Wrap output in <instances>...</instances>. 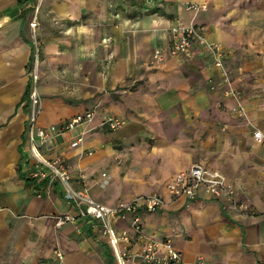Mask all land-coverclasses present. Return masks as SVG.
Returning <instances> with one entry per match:
<instances>
[{"label": "crops", "instance_id": "obj_1", "mask_svg": "<svg viewBox=\"0 0 264 264\" xmlns=\"http://www.w3.org/2000/svg\"><path fill=\"white\" fill-rule=\"evenodd\" d=\"M14 1L12 12V8H4L0 13V264L9 261L37 264L41 260L39 257L44 256H47L46 261L42 258L45 264H115L114 256L108 253L110 238L103 232L101 223L79 216L73 203L64 198L63 185L50 180L51 173L45 163L37 161L30 153L25 132L28 117L25 93L29 83L25 71L34 59V46L29 30L24 27V14L15 12L25 0ZM186 1H208L211 9L217 5L215 0H44L40 8V23L44 26L36 34L42 49V112L37 126L44 129L50 139L39 147V152L44 160L63 158L65 162L73 161L70 169L74 179L72 186L87 191L85 185L78 186L81 180H75L77 173L84 172L88 178L108 158L100 153L103 152L101 144L94 142L96 134L92 138L93 134L88 130L96 112L91 109L79 111L80 103L68 104L58 97V91L65 85V76L77 73L84 84L93 85L97 92H102L105 88L114 89L127 81L133 82L135 75L150 79L172 75L171 78L175 77L178 82L183 81L184 87L180 86L182 89L179 90L184 88L185 96H180L179 90L172 86L163 87L159 95L163 104L159 97L157 102L161 112L167 115L165 119L178 121L181 114L187 120L196 119L202 110L212 106L213 99H220L225 108L223 111L214 110V113L229 120L224 130L212 126L211 120H207V142L209 148L212 144L214 149L199 161H193L192 157L183 162L177 159L176 172H184L194 163L210 170L223 169L230 181L236 183L238 199L248 202L252 212H238L230 207L225 197H212L203 188L198 189L192 200L170 198L165 185L171 175L161 193L157 194L165 198V204L154 212L138 210V214H142L147 238L139 236L133 243L134 238H131V248L142 247L149 240L158 242L168 238L180 252L178 264H264V153L262 158L256 153L247 157V145H252V151L257 152L262 148L261 143L245 131L236 129L232 122L234 114L231 109L236 100L239 98L246 104L244 93L237 94L239 97L234 99L231 94L225 97L209 95L200 88L188 95V79L179 69L166 70L156 62L153 67L157 70L148 72L145 66V61L152 60L154 49H169L174 21L187 23L192 18L193 12L185 9ZM5 2L0 0L2 8ZM126 6L130 13L133 12L131 16L125 15L123 9ZM207 18L205 15L204 19ZM77 19H81V23L71 25ZM204 19L203 15L194 18L197 22ZM197 28L208 42L213 43L214 39L221 42L217 43L225 64L232 52L227 44L237 45L244 40L251 46L248 49L264 50V34L216 32L214 36L208 26L200 24ZM197 51L202 54L200 59L204 65L199 72L205 82L209 78L217 80L222 77L220 68L213 66L208 46L197 41L179 56V62L192 59ZM166 62L175 60L169 58L163 63ZM246 67L242 62L234 73ZM68 78L72 80V77ZM221 88L226 85L218 89ZM140 98L141 103L147 102L143 96ZM168 100L171 104H167ZM254 104L250 105L252 117L264 115V110ZM170 108L174 110L170 111ZM196 110L198 113L195 114ZM85 111L93 113L88 122L69 130L61 129L64 122ZM108 112L114 113L104 111L105 114ZM118 115L107 117L106 121L109 118L121 120L120 129L124 122ZM207 116L211 119V115ZM77 138H81L78 145L70 148V142ZM91 148L96 150L94 158L83 155L84 150ZM74 158H78L77 161ZM100 177L101 174L98 181ZM136 194L127 192L124 196L130 201ZM123 228L120 224L115 227L117 236H121ZM157 252L161 256L164 250L159 247Z\"/></svg>", "mask_w": 264, "mask_h": 264}, {"label": "rangeland", "instance_id": "obj_2", "mask_svg": "<svg viewBox=\"0 0 264 264\" xmlns=\"http://www.w3.org/2000/svg\"><path fill=\"white\" fill-rule=\"evenodd\" d=\"M43 2L44 0H25L15 11L17 14H24L26 19L24 27L29 30L31 34V43L34 46V60L29 63L25 73L31 89L36 91L40 97L41 109L38 117L42 112V95L40 92L42 49L36 34H38L39 28L44 26L40 23V8ZM215 2L217 4L216 8L211 9L208 1H186L185 9L193 12L192 18L187 23L175 20V25L181 24L184 26L192 25L194 27H199L200 24H203L210 28V33L214 36H216V32L231 35L264 34V0H215ZM14 5V0H6L3 8L0 5V13L2 9L5 8L8 10V8H12ZM13 10L14 8L10 11L12 12ZM123 10L126 16H131L133 13H130L131 10H129L127 6ZM199 15H203V19L205 15H208V18L197 22L194 18ZM80 23L81 19H77L72 22L71 25L75 26ZM214 41L213 43L220 47V44L217 43L220 41L217 39H214ZM206 42H208L207 38ZM199 44L203 46L204 43ZM227 45L232 48V52L229 59L226 60L228 63L225 64L222 58L223 65L222 68H220L221 75L225 73L226 78L222 76L217 80L214 79L215 81L209 78L206 83L203 75L199 72L204 63L200 59L202 54H199L198 51L194 54L192 59L179 62L181 59L179 56L181 54L171 55L168 50L157 48L152 52V60L145 61V66L148 72L156 68L153 67L156 62L158 63L157 65L160 64L161 67H164L166 70L172 71L179 69L188 79L189 83L187 84L185 82L190 87L189 90H187L188 95L196 93V90L200 88H203L202 90L209 95L214 96L220 94L225 97L231 94L234 99H237V94L241 95L244 93L246 98L244 101L246 104H243L239 98L238 101L236 100V104L231 109L234 114L232 122L236 129L245 131L248 135H252L253 138L254 132H261L263 136L262 139L257 140L254 138V140L257 143H261L262 148H259L257 152H253L252 148L254 147L252 145H247V152L245 153H247V157H249V154L256 153L258 158H262L263 156L261 154L264 153V115L253 118L251 115L253 108H250V105L251 103L252 105L255 103L254 106L256 105L258 109L264 110V50L260 51L255 49L254 51L248 49L251 48V46L244 40L237 42V45ZM211 55L214 61L213 54L211 53ZM36 57L37 63L35 61ZM169 58H172L175 62L163 63ZM213 61V66L216 67ZM242 62L246 63V69L240 72L235 71L234 73V70H237ZM170 76L172 77V75ZM65 77V85L58 91V97L68 104L80 103L79 111L91 109V111L96 112L97 118L95 117L89 125L88 130H91L90 134H93L92 138L96 134L94 142L101 144L103 152L100 151V153H103L108 158V161L99 165L97 167L98 169L94 174H91L90 177L87 178L84 172L80 171L77 173V175H79L75 180H81L78 186L81 188V186L85 185L88 189L86 192L91 198L98 202L100 201L102 204V201L109 202L107 206L112 208L118 206L121 202H127L128 199L125 198L127 192H131L132 194L137 192V194L134 195L136 196L135 198L145 196L149 193H161L168 177L177 173L178 167H175L177 162L180 160L183 162L184 159L187 160L190 157H192L191 159L193 161H199L203 156L208 157V152L214 149L212 144L211 148H209L210 143L207 142V137L209 139V135H207L205 129V124L208 122L207 120H211L212 126H216L222 130H224V125L229 122L227 117L224 119L218 116L217 113H214V110L217 111V109H219L223 111L225 108L220 99H213L212 106L208 107L207 110L201 111L200 116L203 117L197 116L196 119L192 120V118H190L187 120L183 117V114H181L180 120L178 119V121L165 119L167 115L161 112V107L157 100L163 91V87L172 86L174 90L182 89L180 88L182 85L184 87L183 81L178 82L175 77L150 79L148 76L144 78L135 75L133 82L127 81L124 85L120 87L117 86L114 89L105 88L102 92H97L95 88L92 87L93 85L89 86L88 83L84 84L83 79L77 73ZM68 77H72V80ZM129 78L131 79L132 76H129ZM232 81H234L233 85ZM236 83L239 86H237ZM223 84L226 85V88L218 89ZM179 91L178 93L181 94L180 96L184 97V88L180 92ZM169 94L171 93L169 92ZM142 96L147 102L141 103L140 97ZM159 99H161V96ZM76 100H79V102H75ZM161 103L163 104L162 99ZM167 104H171V102L169 101ZM182 107H184V102ZM26 108L27 113H29V105H26ZM105 110H112L114 113L108 112V116H105L107 115L104 113ZM172 110H174V108H170V111ZM211 110H213V113L210 112ZM196 113H198L197 110L195 111V114ZM117 114H119L118 116L123 120L124 125L120 129H111L106 122V118L112 117L113 115L116 116ZM207 115H211V119H209L210 117ZM192 124H194V126ZM212 137L215 138L214 135ZM75 141L76 140L70 142V148H75L78 145H73ZM204 149H206V151ZM95 151L96 150H93V148L84 150L83 155L94 158L96 156ZM30 153L35 159L31 151ZM177 159H179V161H177ZM56 160L65 168L66 174L69 177L68 184L74 190H79V188L72 186V180L74 179H72L70 175L72 173L70 169L73 161L68 162L66 160L67 163L63 158L45 159L46 162H56L57 165L58 163ZM222 161L225 160H221V162ZM44 165L50 170V180L60 182L65 189V185L54 170L49 167L48 164L45 163ZM213 171L221 173L225 179V183L231 187L232 193L230 196H223L226 198L230 207L237 209L238 212L251 213L252 211L249 203L242 202L238 199V187L236 183L230 181L223 169L219 168ZM104 173L106 177L102 176ZM100 174L101 177L98 181ZM242 205L247 206L246 209L243 208ZM144 212L148 211L144 210ZM136 215L138 216V221L136 222L134 220L135 215H127L124 218L115 215L111 220L114 231H116L115 227L119 224L124 227L121 236H118V238L121 239V244H119L117 251H120V253H117L113 246L108 248V253L114 256L115 264H142V262L140 263L141 259L139 260L140 257L134 255L136 249L139 250L141 246L139 248L135 247L132 250L130 245L131 242L133 243L136 241L137 237H146L141 219L142 214L139 215L137 212ZM137 224L139 226L138 230L135 228ZM124 236L129 239L128 242L123 240ZM131 238H134V240L131 241ZM164 240L170 239L164 238ZM120 254H123L122 260L119 258L121 257ZM40 258L41 260H39L37 264H45L42 261H46L47 256L39 257V259ZM42 258L44 259L42 260ZM106 261L107 259L105 258L104 263ZM7 264L17 263L9 261Z\"/></svg>", "mask_w": 264, "mask_h": 264}, {"label": "built area", "instance_id": "obj_3", "mask_svg": "<svg viewBox=\"0 0 264 264\" xmlns=\"http://www.w3.org/2000/svg\"><path fill=\"white\" fill-rule=\"evenodd\" d=\"M172 40L169 45V53L171 55H180L187 51L193 41L198 43L207 44L214 57V64L218 68H222V52L221 48L214 44L206 42L205 36L194 26H184L176 24L171 28ZM34 60V59H33ZM37 63V57L35 59ZM226 74L223 73V76ZM27 105H29L30 111L28 113L26 121V138L29 142L30 151L37 161L44 162L39 153V147L47 143L50 136L46 131L37 126V118L41 109V101L37 92L29 88V94L27 97ZM93 113L91 111H85L74 115L69 120L62 124L61 129L69 130L78 125L88 122L92 118ZM108 126L111 129H118L122 125V121L109 118L107 121ZM254 138L257 140L262 139V134L259 131L254 132ZM81 138H77L73 145H77ZM57 161V160H56ZM51 167L62 183L65 185V198L73 203L77 214L81 217L97 220L101 223L103 232L110 238V244L117 251L120 244V238H118L116 231L112 227L111 220L115 215L121 216V218L127 215H135V222L138 221L136 215L138 210H146L148 212H154L159 210L165 204V198L157 194H149L132 199L131 201L121 202L118 206L112 208L105 204H102L89 196L86 190L79 189L74 190L68 184V176L65 168L62 164L56 162H44ZM106 174H102L103 177ZM203 190L212 197L219 198L222 196H230L232 193L231 187L225 183L224 177L221 173L205 168L201 164H191L184 172L174 174L165 185V189L170 198L184 197L188 200H192L196 197L198 189ZM246 209L247 206L242 205ZM138 230V224L135 225ZM123 240L128 242L129 239L124 236ZM163 248L164 252L161 256L158 255V248ZM117 253H120V251ZM59 254V253H58ZM122 255L120 254L121 260ZM140 257L142 264H178L180 261V252L175 249L170 240L152 241L149 240L143 244L138 252L134 254ZM60 256V254H59Z\"/></svg>", "mask_w": 264, "mask_h": 264}, {"label": "trees", "instance_id": "obj_4", "mask_svg": "<svg viewBox=\"0 0 264 264\" xmlns=\"http://www.w3.org/2000/svg\"><path fill=\"white\" fill-rule=\"evenodd\" d=\"M33 58V57H32ZM33 60V59H32ZM29 88H30V85H29V83H28V88H27V91H26V93H25V97H28V94H29Z\"/></svg>", "mask_w": 264, "mask_h": 264}]
</instances>
